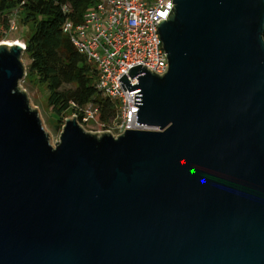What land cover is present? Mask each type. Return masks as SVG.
Returning a JSON list of instances; mask_svg holds the SVG:
<instances>
[{"label": "water", "instance_id": "obj_1", "mask_svg": "<svg viewBox=\"0 0 264 264\" xmlns=\"http://www.w3.org/2000/svg\"><path fill=\"white\" fill-rule=\"evenodd\" d=\"M173 3L168 70L119 79L150 129L52 143L0 42V264H264V0Z\"/></svg>", "mask_w": 264, "mask_h": 264}, {"label": "built area", "instance_id": "obj_2", "mask_svg": "<svg viewBox=\"0 0 264 264\" xmlns=\"http://www.w3.org/2000/svg\"><path fill=\"white\" fill-rule=\"evenodd\" d=\"M173 5V0H98L81 22L69 20L63 26L79 52L97 66V88L117 103L114 135L127 129H150L136 124L135 93L141 89L129 91L119 79L125 74L132 85L138 83V78L131 79L128 71L140 64L157 74L168 70L157 25L167 20ZM96 113L95 105L86 106L83 122L94 120Z\"/></svg>", "mask_w": 264, "mask_h": 264}, {"label": "trees", "instance_id": "obj_3", "mask_svg": "<svg viewBox=\"0 0 264 264\" xmlns=\"http://www.w3.org/2000/svg\"><path fill=\"white\" fill-rule=\"evenodd\" d=\"M97 1L0 0V41L12 28L13 19L30 28L24 40V55L29 59L26 76L46 84L48 105L61 126L69 115L85 125L83 109L90 104L98 108L95 123L109 127L117 116V103L97 88V66L63 31L67 21L81 22Z\"/></svg>", "mask_w": 264, "mask_h": 264}, {"label": "rangeland", "instance_id": "obj_4", "mask_svg": "<svg viewBox=\"0 0 264 264\" xmlns=\"http://www.w3.org/2000/svg\"><path fill=\"white\" fill-rule=\"evenodd\" d=\"M12 22H14L12 23V28L8 32L6 38L4 40H1L0 42L6 41L11 43L13 41L18 40L19 43L23 44L25 38H27V36L29 35L30 28L21 25L17 20L13 19ZM22 59L27 68L29 64V59L27 58V55L23 54ZM21 87L27 92L31 106L38 110L43 126L45 130L48 132L52 143H56L60 138V134L62 132L64 124L61 126L59 117L52 112L50 106L48 105V89L46 84L35 81L32 76H28V77L25 76L24 80L21 82ZM73 116L74 115H69L65 119L72 118ZM94 120H91L85 125L82 124V126L88 132L90 131L100 132L104 130L105 131L109 130L110 132L113 133L115 132L112 131V127L115 125L114 122H112V124L108 127V126H104L103 124L101 125L95 123Z\"/></svg>", "mask_w": 264, "mask_h": 264}, {"label": "bare ground", "instance_id": "obj_5", "mask_svg": "<svg viewBox=\"0 0 264 264\" xmlns=\"http://www.w3.org/2000/svg\"><path fill=\"white\" fill-rule=\"evenodd\" d=\"M7 43H9V42H7Z\"/></svg>", "mask_w": 264, "mask_h": 264}]
</instances>
